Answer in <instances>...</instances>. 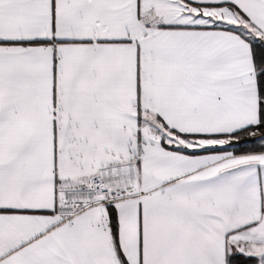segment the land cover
<instances>
[{"label": "snow or ice", "instance_id": "1", "mask_svg": "<svg viewBox=\"0 0 264 264\" xmlns=\"http://www.w3.org/2000/svg\"><path fill=\"white\" fill-rule=\"evenodd\" d=\"M0 264H264V0H0Z\"/></svg>", "mask_w": 264, "mask_h": 264}]
</instances>
